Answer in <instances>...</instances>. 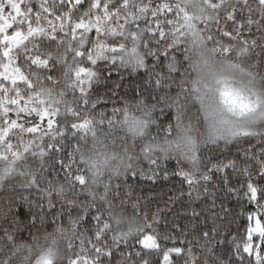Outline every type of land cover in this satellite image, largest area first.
<instances>
[{"label":"trees","instance_id":"obj_1","mask_svg":"<svg viewBox=\"0 0 264 264\" xmlns=\"http://www.w3.org/2000/svg\"><path fill=\"white\" fill-rule=\"evenodd\" d=\"M23 8L32 23L8 28L6 4L0 32V70L19 73L15 83L0 75V264H261L264 238L249 232L254 217L264 223V123L251 139L230 137L203 98L214 63L264 92L259 0ZM110 13L107 29L73 39L69 17L74 27ZM59 20L63 31L51 30ZM17 31L28 37L8 60ZM36 97L57 112L52 128ZM184 150L196 165L184 167ZM148 236L157 249L142 245Z\"/></svg>","mask_w":264,"mask_h":264},{"label":"rangeland","instance_id":"obj_2","mask_svg":"<svg viewBox=\"0 0 264 264\" xmlns=\"http://www.w3.org/2000/svg\"><path fill=\"white\" fill-rule=\"evenodd\" d=\"M16 22V21H15ZM10 28V27H8ZM18 32V31H17ZM15 32V36L16 33ZM14 37V36H13ZM12 37V38H13ZM27 35H23V39L19 41V43H13L12 38L5 39V41H8L9 46L5 50V52H8V55L6 58L9 60L10 58V52L12 47H17L21 43H23L27 39ZM244 53L243 51H241ZM12 68L10 65V62L6 64V69ZM206 72L208 75V81H207V86H206V97L203 96L204 102L206 103V107L211 110L210 115L215 116L216 118V125L215 129L222 130L223 132L232 135L230 137H235L242 135L246 137L247 139L252 138L253 132L249 128L251 125H256L259 123H264V92L259 91L257 88H254L252 86H247L244 84L245 82L242 81L237 77V75L241 74L237 72L234 69H229L227 67H219L217 66L216 63L212 65H207ZM0 75L6 79L7 77L3 76L2 72ZM11 75V73H9ZM17 78V77H16ZM15 79V78H14ZM11 80V79H8ZM16 80V79H15ZM229 87L233 90H236L240 92L241 94L250 97L254 102L256 100H259L260 103L257 104L256 108L250 112V113H245L243 115L234 113L232 111H229L228 108L223 104L220 92L221 90L225 87ZM253 89H251V88ZM219 134V131L216 132V135ZM191 149L190 152L193 150V147L190 145ZM182 158L183 160L179 157L181 160L180 162L184 165V167H187L186 164H192L191 162L194 163V165L197 164L196 161H192V156H190V153L187 152L186 150L183 151ZM178 158V157H176ZM194 159V158H193ZM185 173L190 177V169ZM257 224H260L264 226V223L262 224L261 220L258 217H254V225L251 229L252 235L256 234L258 231ZM142 245L150 250H155L158 248L157 242L154 238L148 236L143 239ZM258 261L263 264L264 261V255L261 256L258 254ZM168 261L167 264H169V255H167ZM35 264H52L51 257L49 255L38 258L35 262ZM76 264V263H75ZM164 264H166L165 259H164Z\"/></svg>","mask_w":264,"mask_h":264},{"label":"snow or ice","instance_id":"obj_3","mask_svg":"<svg viewBox=\"0 0 264 264\" xmlns=\"http://www.w3.org/2000/svg\"><path fill=\"white\" fill-rule=\"evenodd\" d=\"M61 2L63 3V0H61ZM67 2L69 5H78L81 3V0H67ZM259 2L262 6H264V0H259ZM6 4L10 6V9H11V11L8 12V20L10 21V23L7 24V27H12L15 21H25L28 24L32 23V20L29 18L31 16V10L27 12L24 10L23 0H0V32H2L3 28L5 27L4 21H5ZM210 6L214 7V5H210ZM94 7L98 11L101 9V5L99 3H96ZM103 11L107 12V8H104ZM47 14L51 16V12H48ZM118 15L119 13H116V14L110 13L108 15L101 14L97 16L95 19L88 21V22H85L83 20L77 21L74 27L71 26V18L69 17L68 25L70 27L73 39L76 38L77 33H88L90 29L94 32H99L101 26L104 29H107L108 23H104V22L109 21L110 23H114ZM189 19L190 18L187 15H184V20H189ZM64 23H65L64 20L53 21V23L51 24V30L54 31L57 25H59L61 28V31H63ZM93 24L96 25L95 28H93ZM29 31L31 32V29H29ZM22 39H23V34L20 32H17L16 36L12 38V42L19 43V41ZM7 42L8 41H5V43ZM7 55H8V52H5V56ZM78 55H80V53H78ZM0 72H2L3 76L7 77L8 79H11L13 83L16 82L14 77L19 76V73L11 68H8L6 70H0ZM9 73H11V75H9ZM82 74H83V69H81L79 72L76 73L77 77L81 76ZM220 95H221L223 104L228 108V110L234 113L240 114V115L252 112L256 108L257 104L260 103L259 100H256L254 102L250 97L245 96L241 94L240 92L233 90L227 86H225L221 90ZM37 101H39L40 104L44 103L43 101L39 100V97H36L33 100L32 104L35 105L36 107V115L39 117L41 122L45 120L47 121L48 128H52L57 112L55 110L47 108V106H45L43 111H40L39 104L37 103ZM15 103L16 101L10 102V104H15ZM0 104H3L2 100H0ZM20 107L21 108L24 107L23 102L20 103ZM28 111L29 113H31L32 105L29 106ZM80 127H84V125H81ZM36 131H38L37 128L29 129V132H36ZM0 136H2V134H0ZM78 179H80L81 183L84 182L81 178L78 177ZM257 228H258V231L256 232V235L260 236L261 238H264V226L257 224ZM251 238H252V233L249 232V240H251ZM245 251L251 254L249 248L246 247ZM164 259L167 264L168 257L165 256ZM76 264H79V262H76Z\"/></svg>","mask_w":264,"mask_h":264}]
</instances>
